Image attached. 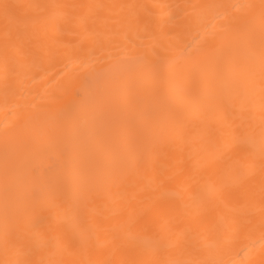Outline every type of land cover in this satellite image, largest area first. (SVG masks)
<instances>
[{"label": "bare ground", "instance_id": "1", "mask_svg": "<svg viewBox=\"0 0 264 264\" xmlns=\"http://www.w3.org/2000/svg\"><path fill=\"white\" fill-rule=\"evenodd\" d=\"M0 264H264V0H0Z\"/></svg>", "mask_w": 264, "mask_h": 264}]
</instances>
